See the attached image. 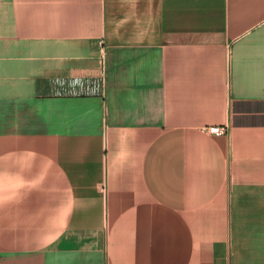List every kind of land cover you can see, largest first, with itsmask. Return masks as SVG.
<instances>
[{
    "label": "crops",
    "instance_id": "1",
    "mask_svg": "<svg viewBox=\"0 0 264 264\" xmlns=\"http://www.w3.org/2000/svg\"><path fill=\"white\" fill-rule=\"evenodd\" d=\"M0 264H264V0H0Z\"/></svg>",
    "mask_w": 264,
    "mask_h": 264
},
{
    "label": "built area",
    "instance_id": "2",
    "mask_svg": "<svg viewBox=\"0 0 264 264\" xmlns=\"http://www.w3.org/2000/svg\"><path fill=\"white\" fill-rule=\"evenodd\" d=\"M106 90L103 70L92 77L56 78L50 80L49 93L56 96L99 95L104 96ZM209 132L226 134V126H212Z\"/></svg>",
    "mask_w": 264,
    "mask_h": 264
}]
</instances>
